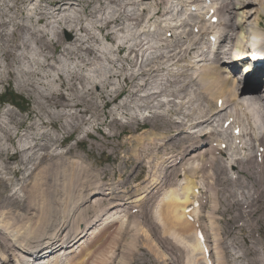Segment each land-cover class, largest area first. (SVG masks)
Here are the masks:
<instances>
[{
    "label": "bare ground",
    "instance_id": "1",
    "mask_svg": "<svg viewBox=\"0 0 264 264\" xmlns=\"http://www.w3.org/2000/svg\"><path fill=\"white\" fill-rule=\"evenodd\" d=\"M10 1L16 4L18 0H10ZM128 1H131L133 4H135V6H140V8L142 9L141 13H137V15L140 14L138 17L132 18L127 12H122V13L118 12V7L120 6L118 0H94L96 13L98 15L102 14L106 24L105 27H108L110 24L117 25L119 20L134 21L137 20V18H139V22H141L139 28L140 30H143L141 31V34L144 41H147V39H145V37L143 36L147 37L148 35H150L151 37H154L156 35H152L151 33L160 34L163 30L165 32L166 28H170L168 31L172 32V36L170 37L172 40H168L166 38H162V39L166 40V43L168 41H175L176 43H178L179 47H176V45L173 44V46L170 48L168 45L163 44L160 46L158 45L159 47L150 46V49L151 48L154 49V54L152 56L155 55L156 49L158 48L159 51H163L166 55H168L170 61H175L177 58H179V55H182L183 60L178 61V64L180 66H177L178 69L181 71H177V68L172 70L173 73L170 74L173 76L171 77V79L168 80L169 82L168 85H173L176 87L175 89L170 88L172 89L171 91L167 89L168 98L166 99L164 98L158 99V96H155L154 92H150L149 90H146L145 92H149V93H146L144 96H140L136 100L149 99L150 102L155 101L152 107L156 109L160 108L163 105H170L171 108L168 107L163 108L161 109L162 110L161 113L155 112L152 115V117L149 118L146 117L142 121V124H140L142 127L144 125H149L152 127V130L149 129L150 133L145 132L146 134L148 133V135H150L151 137V138H147L151 141L150 143L151 148L154 147L157 150L156 152L151 154V158L146 160L149 152V146L147 145L133 149L132 151H130V154H128V156L125 158L126 163L132 164V170L128 172L129 177H138L143 170L147 171V175L145 172H143L139 176L141 177L145 173V176H143L145 178L144 182L141 184L138 183L137 185L134 186V187L143 188V191L142 192L140 191V193L136 194L137 189H135L132 192V189L134 187H128L126 182H123L121 185L120 184L110 185L108 183H105V185L101 189L99 188V183H98L94 189L91 188L92 191H90V194L87 195L79 194L78 200L75 201L76 203H73L71 209H74V207L75 209H79V207L82 206L83 202H85L87 197H89L90 195H92L91 197H93L94 195L102 194V192L104 191H105L104 193L107 195L110 194L113 195L112 198H114L115 200L111 199V201L107 205L110 207L116 205L113 207V209L119 207H122V209H126L127 203L130 204V201L133 204L139 205L142 201H144V197L145 199L160 197L159 199L162 205L160 204L159 205L160 206L164 205L162 210L163 211L162 219H166L167 226H169L173 230H176L177 233H179V235L182 232L185 233L189 232L190 234H192V230L190 228L189 223L184 220L183 209L185 208L187 203H190L187 198H189L190 200L195 199V195H197V191L195 192V195H192V191H194L196 186H199L201 189H204L201 191L202 196L204 195L206 199L203 207L209 204L208 205L209 207L206 206L208 211V213L206 212V214H208V217L211 219L209 222L213 226V228L215 227L214 225L215 221L218 225V218L224 220L227 225L230 224L231 222H237L238 220L239 222L241 221V224L235 228V232L230 234L231 238L230 237L225 238L226 236L223 237L222 232L220 231L218 225L220 236H219V240L217 241L220 242V246L218 251L219 255H218L217 264H240L244 259L243 255L247 256L249 254L245 252L242 253L241 255H237L238 253L237 251L238 249H240V247L241 249H243V247H245V245L249 243V240L254 241V246H255L253 252L254 258L251 259L250 257V260L248 259L247 262H245V264H264V239L262 238V236H260V234L264 236V133H262V130L264 128V95H259L254 93V91L259 88L258 80H250L249 77L246 76L247 73L246 75H242V77H240L237 74L238 71L236 69V61H235L236 59L239 60L242 58H246L248 57L249 54L246 51L248 48L247 45L245 43H242L243 37L245 36H243L244 35L242 34L243 32L241 33L238 32L239 29L242 28L243 24L247 23V17L251 13L250 11L246 10V6L251 4H256L259 2L258 4H260L263 10L264 3L262 2L260 3L259 0H224L225 1L224 4L223 5L221 4L218 9V13L224 18L223 19L219 18L217 24L222 23L224 21L226 23L227 21L226 28H228V31L237 30L235 31L234 35L235 36H237V34L239 35V41L235 43L233 42L234 43L233 47L236 48L237 50L236 54L238 55L235 57H231V56L229 57L232 51L231 48V50L228 51L229 55L227 57L230 59L227 61L224 60L223 64L221 63L222 66L215 65L216 63L218 64V62L216 61H213L210 64H205V65L202 64L198 66L197 63H201L203 59H205L204 54H205V50L208 49V46L202 44L198 36L195 35L191 30V28L197 27L196 21L188 23L185 18L182 19L179 17L180 14L179 12L177 13L175 11L176 13L173 14V18H174L173 20L176 21L175 24L171 26L170 20L164 19L166 16L170 15L169 10L171 9H169V5H168L170 0H148V2L147 0L146 1L128 0ZM183 1L187 3V0H183ZM52 2L54 3V1ZM193 2H195V0ZM193 2L190 3L189 6L195 5ZM53 3H51L52 6ZM212 4L215 3H213L212 1ZM63 5L65 6V3L57 2L54 11L58 13L60 12L64 13L66 11V8L65 9L64 7L61 8V6ZM112 7H116V9L112 10ZM211 7L212 6H210V8ZM128 8L130 9V7ZM133 12H134L133 14L136 13L135 11ZM260 12L261 11L259 9H256L253 12V14L258 16ZM144 18H148L147 22L145 23L143 22ZM40 20L43 19H39V21ZM161 23H163L162 26ZM217 24L215 25L214 29H216ZM59 25H62V30H61L62 33L64 31H69V33L72 31H76V28L71 20H65L61 22ZM189 25L191 27H189ZM258 26H259V21L257 19L255 23L254 32L252 33L255 36V41L258 40L259 44H262V49L264 50V41L262 42L259 41V39H264V36H262V34L258 32L257 30ZM24 28H25L24 26H21L20 30H23ZM205 28L203 23L201 22V26H199L200 31L198 32V34L202 35L204 33ZM27 29H31V28H27ZM176 30H178V32H176ZM225 31L226 32L218 38L219 43L223 47L220 52L222 57L226 55L225 54L226 52L224 51L229 49V48L225 49V47L227 46V42H231L232 40L231 39L232 35L230 36V34H227V29ZM44 33L45 31L32 30L31 37L34 42H37L38 46L49 49L50 44L48 43L46 36H44ZM70 34L72 36V33ZM53 35L56 39L51 40V43H56V44L52 47V51L54 50V53L59 52V55L58 57L51 56L48 62L45 65H42L41 67L54 71L56 73L55 81L58 83L73 84L77 81L83 84L82 93H87L86 86L94 85V82H96V79H94V75L96 71L95 61L97 59V54L100 51L97 49L94 50L93 48L90 47H86V48L79 47L77 45V42L79 41V37L77 33L74 34V39L72 37L70 38V40L72 39L73 42L69 46H67L68 43L66 41H70V40L67 39L63 40L58 30L55 29ZM0 40L4 44V47L0 48V52L4 53L3 55L4 58L9 57L13 49L19 48V39L15 41L7 37L3 39L2 37L0 38ZM62 40L64 44H62ZM104 41L107 42V44L109 43V41L107 40ZM55 46L57 47L55 48ZM162 46H166V48L162 49ZM144 49H146V47ZM72 50L74 51V54L72 53ZM163 52L160 53L161 58L164 57ZM5 54H7L8 56H6ZM82 54L85 55L93 54V57L92 58L83 57ZM175 54H177V56H175ZM67 55H74V57H76L77 55H81V57H79L78 59L82 63L76 65L75 63H73L75 66L72 67L70 65L72 62L64 61L65 57L67 58V60H69V56ZM153 58L155 61L153 63L154 65L156 64V58L155 57ZM109 62L111 63V61ZM161 67L163 66L162 65L151 66V67L149 66L145 68L144 71H142V75L144 76L152 75L156 73L158 69H161ZM261 70H264V65L262 66ZM162 72L164 73L161 74H167L164 77L169 76L168 69L167 72L164 71V69ZM185 72L188 73L186 77H185L186 75ZM178 73L179 74L184 73L183 76L180 77V79L184 80L186 83L183 86L181 85V83L178 84L180 86L175 85L177 82H179V78L174 77L175 74ZM251 73H253V71ZM120 75L122 74L120 73ZM122 77L126 79V78H132L133 76L123 75ZM253 77L255 76L253 75ZM42 78L43 77H40L39 84L41 85L38 87V89L33 88L32 90L33 93L36 94L37 96L35 102L37 103L39 108L44 109V112L41 114V119L42 121L45 122H42V124L55 126L58 123V121L61 120L62 122L61 126L65 131L68 129V127L73 129L74 126L72 124L74 123L73 121L74 113L69 111L65 107L70 106L72 108H78L79 106H81L82 101L79 100L76 102H72L66 99L61 91H59L57 88L56 89L53 88V83L50 82L43 83ZM20 80H21L20 78H17L18 83L19 82L24 83L25 81H27L28 84L31 85L32 82L31 79L29 78H27L26 80H21V81ZM248 80H250V82H248ZM189 81H191L190 82L191 85L187 83ZM237 82L240 84L245 83V85H243V88H241L240 85H237ZM114 86L119 90L120 85L118 83L114 84ZM21 87H23L22 84ZM23 89H26L28 91V89L26 88V84H25V88ZM23 89L22 90L20 89V91H25ZM138 89L142 90V86H140ZM185 89L187 90L184 91ZM156 90H160V88ZM189 90L191 92L193 91V94H189V95L194 96L196 104L195 105L188 104L189 106L187 105L188 107L184 108L183 106L184 103L182 104L181 100L183 99V101H185L183 95H186V93H188ZM176 91L177 92L184 91V93L182 96H180L177 95ZM44 93L46 94L43 95ZM76 93L78 92L75 90L71 91V89H68V96ZM120 93L121 91L119 90L118 96L120 95ZM162 94H164V92ZM120 97H122V94ZM171 98L175 100L173 101V99ZM194 98L192 99L190 96L189 99L190 101H192L194 100ZM161 99L165 101H162ZM177 99H181L180 100L181 102L178 103L176 101ZM212 99H214L213 102ZM220 100H221V105L219 103ZM85 104L89 105L90 102L86 101ZM16 112H18V110H16ZM150 113L151 110L147 108L143 110L144 115H150ZM27 117H28V113H27ZM21 118L19 117L18 119ZM80 118L83 119L82 117ZM225 121L228 122V125L233 126L232 130L239 128L240 130L239 135L231 136V140L228 139L225 140L224 137L220 138L221 140L223 139V141H220L219 139H211L215 134L220 135L219 133L223 131L222 125ZM220 125L221 127L219 128ZM128 126L131 130L134 129V122L132 121V119L130 120V122H128ZM30 127L31 125L26 130H23L21 128L22 129L21 133H23V131L24 133L20 136V138L24 137V139H28L29 138L28 134H30V132H32V134L34 133L40 142V144L37 147L40 149V154L37 156L35 155L34 156L35 160H32L31 156H33L37 151L35 153L33 151L34 153L33 154L30 153L32 151H30V149L28 148H23L24 150H21L18 144H16L17 146L15 145L16 147L19 148L18 150L16 149L17 151H15V153L22 154L23 151H26V154H29L30 156L29 163L34 165V170L30 173L33 178L36 179H44L49 177L55 178L57 177V173L59 171H61L63 174L64 172H67L64 170L65 167L60 168V166L57 165V168L52 170L48 167H45L44 165H41V162H50L60 158H63L65 160V164L68 165H70V163L71 164L75 163L76 161H79L80 163L84 162L81 158L77 156L66 157L62 154H59L57 157H53L52 155H50L49 152L51 149V144H50L51 138H48V136L45 135H43L44 138H42L41 129H39L38 127L30 129ZM200 128L202 129L200 130ZM19 130L20 128L17 130V132ZM144 130L146 129L144 128ZM25 131L28 132L27 136ZM142 131L143 129L139 132L140 133L139 136L136 135L137 138L141 137ZM47 132L50 131L47 130ZM87 132L89 133V131ZM121 133L122 132L120 133L116 132V135L118 136ZM136 134H138L137 131ZM224 134H228V132L224 130ZM45 138H47V141L43 142ZM67 139L69 138L63 139L64 141L61 140L62 145L60 144L58 148L64 146L67 149L66 150L64 149L63 151L60 150L61 152H65V151L74 152L73 151L74 144H68L67 141L69 140ZM75 140L73 139L74 142H78L77 138ZM236 141H238V143H236ZM209 142L210 143L218 142V143L216 147L208 144L205 145L204 148H201L202 144ZM223 143L224 144L226 143V147L224 150L221 149V144ZM68 146H72V147L68 148ZM53 148L57 150L55 146ZM189 149L194 150V152L196 153L190 156V153L186 152ZM115 150L116 149H111L109 153L110 154L116 153ZM99 151L101 150H97L96 152L100 153ZM158 152L161 154V156H157L159 155ZM184 152H186L185 155H183ZM81 153L83 154V152ZM152 158H155L159 162V165H156V163L152 160ZM117 159L119 158H116L115 160ZM122 162H123V158L119 163L120 164L119 169L121 167H125V171L130 170V168L127 169L128 165L126 166ZM91 172L92 171H86V170H81L77 173H75V171L74 172L69 171L68 174L72 177L73 175L98 177L104 171L100 173L99 172L91 173ZM112 172L113 171L111 170V173ZM169 174H170V178H167ZM118 176H120V173L118 174ZM139 177L132 180L133 181L137 180L139 179ZM1 178L2 177H0V186L2 185V183H5V181H3V179ZM103 178L106 177L103 175L97 181H101ZM236 178L237 181L241 179L242 183L241 182L240 184L237 183L238 184L237 185ZM121 179L125 180V176H123ZM129 181L130 183L133 182L131 180H127V182ZM180 181L181 182L185 181V182L182 185L179 184ZM49 182L51 181H48L47 183ZM151 184L152 186H150ZM227 185H232V192L234 191L235 195H237V198L230 197L228 199V202L226 203L227 208L232 209L235 212L234 213L235 218L233 219H228V215H227L228 213L222 212L223 207L220 208L222 205L220 204V207L219 206L216 207L215 204L219 205V203L216 200L214 202L211 199L212 196L213 197L220 195L222 196V194L225 192L224 191L225 189L229 191L228 190L229 188L228 189L226 188ZM249 185L251 187L250 190L248 189ZM163 186L164 188H162ZM237 186L238 188L236 189L235 187ZM120 187H122L121 188L122 190L120 189ZM123 188H127V192H125ZM242 188L247 190L248 196H246L245 198H242V196L244 195L240 197V192H241L240 189ZM11 189H12L11 191H13L14 193L16 192V194H19L20 198L25 197V192L21 191L20 185L19 186H17V184L12 185ZM116 191L125 192L124 197H122L121 194L119 197L118 194L115 193ZM79 192L81 193V191ZM3 193H1V188H0V195L2 196V197L0 196V264H21V259L25 261L24 260L25 257L23 256L24 257L23 258L21 254H18L20 256L19 258V256L15 251L17 250L15 246H17L21 250L23 249L25 250V245H31V246H37L43 244L46 245L53 242L54 239L57 238L58 236H63L64 234L67 235L69 233L75 235V236H71L73 239L78 238V240L82 241L80 245H82L83 250L82 251L80 250L81 252L76 259H74L73 256H69L68 258L69 260L67 262L64 261V263L62 264H69V262H72L71 264H82L81 262L84 260V257H86L87 254H89L91 250L95 247L96 244L94 243L101 238V235L105 230L110 228L107 227V225L106 226L103 225L105 226L104 230H101L102 228H100L99 231L97 232L96 228L92 230V226L86 223L85 225H82L81 227L78 226L76 227L75 230H72L74 226L77 225L75 221L77 217H74L73 218L74 220L72 222L73 225L68 224L71 222L70 220L59 219L58 222L59 226L55 229L53 227L54 230L52 232L50 233L44 232L43 230H41L43 231L41 232L38 229H36L38 227L31 225L33 224L34 220L32 221L30 218H29L30 221H32L31 224H29L27 221L25 222V224L23 222L21 223L17 222L20 218H22L21 214L19 213L17 214V209L23 206L25 207V210L27 212V210L30 208L29 204L31 205V196L29 195L26 198L27 205L24 203L17 207L16 206L17 198L14 196L13 198H11L10 196H8L7 199L5 200L3 199ZM129 193L133 195L129 196ZM4 195H6V193ZM232 195L233 193L231 194V196ZM69 197H71L70 194ZM124 198L126 199V201H123ZM245 199L247 201H244ZM223 202H225V200ZM5 203L7 204V206L4 205ZM120 204H122V206H119ZM226 204H224V206ZM41 209L42 208H40L39 210ZM41 211L42 214L49 213V210L47 208L44 210L42 209ZM214 211H216L215 214H213ZM85 212H87V209L84 210V213ZM75 213L77 214V216H81V213L79 211H76ZM115 213L117 212L115 211ZM115 213L107 216L105 220L116 217ZM197 213L199 214V211H197ZM218 213L221 216L217 217ZM67 214L68 217L71 215L70 212H68ZM15 215H17V217H15ZM38 215H36V217ZM46 217L48 218V216H45V219H47ZM249 217L251 218V220L248 223H244L249 219ZM111 220L115 221V219H111ZM35 221H38L37 218L35 219ZM44 223L46 224V221H42V220L40 221V224H44ZM55 223L57 224V222ZM68 225L70 227H68ZM167 226L165 225L166 228H164V231L168 234L170 231L168 230ZM51 227H48L47 224V227L45 228H48L50 230ZM241 229H245L250 237L242 233ZM45 230L47 231V229ZM114 232L116 231L113 230L111 233H109L106 236L104 241L93 251L92 254H90L88 259L83 264H88L90 260H92L95 257L99 249L105 244L106 241H108L109 237ZM79 235H84V236H81V238H79L80 237ZM233 237H235L236 239H234ZM86 242L87 244L85 245ZM235 242L238 246L233 245V243ZM107 244H106L107 246L105 245L106 247L109 246V242ZM114 245H116V243H114ZM236 247H238L237 250H235ZM185 248L188 255L191 254V256L194 253L198 252L199 250L197 244H195L194 242L191 243L189 241L185 243ZM224 248L226 249V253L221 254L222 249ZM85 251L86 254L82 255V253H84ZM196 254H195V258H196ZM191 256L189 257V263L194 264L195 258ZM100 264H103V262H101Z\"/></svg>",
    "mask_w": 264,
    "mask_h": 264
},
{
    "label": "rangeland",
    "instance_id": "2",
    "mask_svg": "<svg viewBox=\"0 0 264 264\" xmlns=\"http://www.w3.org/2000/svg\"><path fill=\"white\" fill-rule=\"evenodd\" d=\"M18 1L16 4H14L10 0H0V38L3 37V39H5L7 37L15 41L19 39V48L13 49L9 57L4 58L3 56L4 53L0 52V97L1 95H3V93L6 90L8 92L13 91L17 96H19V99H16V101L9 99L10 102H7L8 108H6V104L3 103V107H5L6 110L0 111V149H1L0 177H2L1 179L5 181V183H2L0 188H1V193L5 191L3 193V199L6 200L8 196H10L11 198H13L14 196L17 198L16 199L17 207L24 203L27 205L26 198L27 196L30 195L31 205L29 204L30 208L27 210L28 213L26 212L25 207L23 206L17 209V214L19 213L22 215V218H20L17 222L19 223L23 222L25 224V222L27 221L29 224H31L32 221L34 220L33 224L31 225L38 227L35 228L38 229L39 231L43 230L44 232L50 233L59 226L58 223L59 219L72 220L70 223H68L69 225L72 224L74 220L73 214L70 213L71 215L68 217L67 213L69 211L71 212L75 210V207L74 209H71L73 203H76L75 201L78 200L79 194L87 195L88 192L92 191V189H94L98 183L101 185L110 181L113 184L117 183L118 185L119 184L121 185L123 182H126L128 187H134L138 183L141 184L144 182L145 178L143 176H145V173L147 175V171L143 170L140 173V175L143 172H145L144 175L141 177H139L140 176L139 175L138 176L139 179L133 181L132 179H136L138 177L128 176V172L132 170V164L126 163L125 158L128 156V154H130V151L144 145L149 146V152L146 160L151 158V154L157 151L154 147L151 148V144H150L151 141L147 139V138H151L150 135H148V133H150L149 131L152 130V127L149 125H144L142 127L140 124H142V121L146 117L147 118L152 117V115L155 112L161 113L162 112L161 109L166 107L171 108V106L163 105L160 108L156 109L152 107L155 101L150 102L149 99H140V100H136V99H138L140 96H144L146 93H149V92H145L146 90H149L150 92H154L155 93L154 95L158 96V99L168 98L167 91L168 90L171 91L176 87L173 85H168L169 84L168 80L171 79V77L173 76L170 73H173L172 70H174L175 68H177V71H181L178 69L177 66H180L178 64V61L183 60V57L182 55H179V58H177L175 61H170L168 55H166L163 51H159L158 48L156 49L155 55L152 56L154 54V49L153 48L150 49V46L155 47L158 45L160 46L165 44L171 48L173 44H175L176 47H179L178 43H176L175 41H168L166 43V40L162 39L165 38L164 30L160 34L151 33L152 35H156L154 37H151L150 35H148L149 37L143 36L145 37V39H147V41H144L141 34V31L143 30H140L139 28V25L141 24V22H139V18H137V20L134 21L119 20L117 25L110 24L108 27H105L106 24L102 14L98 15L96 13L94 0H21L20 2ZM52 1H54V3ZM259 1L260 3L261 2L264 3V0H259ZM57 2L65 3V6L64 5L61 6V8L63 7L64 9L66 8V11L64 13L62 12L58 13L54 11ZM118 2L120 3V6L118 7V12L120 13L127 12L132 18H136L140 15V14L137 15V13H141L142 9L140 8V6H135V4H133L131 1L128 0H118ZM51 3H53V6L51 5ZM258 3L246 6V10L250 11L251 13L247 17V23L243 24L242 28L239 29L238 31L239 33L243 32L242 34H244L243 36H245L243 37L242 42L250 40V38L255 37L252 32H254L255 23L257 19L259 21V26L257 30L262 34V36H264V8L262 10V7ZM128 7H130V9ZM115 9L116 7H112V10ZM256 9H259L261 11L258 14V16L253 14V12ZM133 11H135L136 13L133 14L134 13ZM183 14H184L183 18L188 16L185 11H181L179 16L182 17L181 15ZM38 18L43 20L39 21ZM65 20H71L76 28V31L70 32L72 33V36H70L71 34L69 33V31L68 32L65 31L63 33L61 32L62 25L59 24ZM147 20L148 18H144L143 22L145 23L147 22ZM194 20L196 21L197 18H195ZM21 26H24L25 28L23 30H20ZM26 27L31 29H27ZM55 29L60 32V35L63 40L70 39L67 37V35H69V37H72L74 39V34L77 33L79 37V41L77 42V45L79 47H83V48L90 47L93 48L94 50L97 49L100 51L97 54V59L95 61L96 71H95L94 79H96V82H94V85L86 86L87 93H82L83 84L77 81L73 84L58 83L55 81L56 73L54 71L41 67L42 65H45L48 62L51 56L58 57L59 55V52L54 53V50L52 51V47L56 44V43H51V40L56 39L53 35ZM226 29H227V34H230V36L232 35L231 37L232 43L227 42V46L225 47V49L227 48L229 49L224 51L226 52L225 53L226 55L216 59L215 61L218 62V64L215 62L216 63L215 65L222 66L224 60L227 61L230 59L227 57L229 55L228 51H230L231 48L233 49L231 53L232 52L236 53V48L233 46L235 42L239 41V35L238 34L237 36L234 35L235 31L237 30L228 31V28H225L224 33L226 32L225 31ZM32 30L45 31L44 36H46L47 41L50 44L49 49L38 46L37 42H34L32 40L31 37ZM103 39L109 41V43L107 44V42H105ZM166 39L172 40L171 38L170 39L166 38ZM63 40H62V44H64ZM259 40L264 41V39H259ZM66 42L68 43L67 46H69L71 45L73 40L71 39L70 41H66ZM0 45H1L0 48L4 47V44L2 43L1 40H0ZM56 47L57 46H55V48ZM145 47L146 49H144ZM165 48L166 46H162V49ZM161 52H163V56H164L163 58L160 57ZM72 53L74 54L73 50ZM5 55L8 56L7 54ZM67 56H69V60H67V58L65 57L64 61L72 62L71 64L69 63L72 67H74L76 64L82 63L78 59L79 57H81V55H77L76 57H74V55H67ZM82 56L87 58H92L93 54L91 55L82 54ZM175 56H177V54H175ZM153 57L156 58V64L154 65L153 63L155 61ZM109 61H111V63ZM73 63H75V65ZM157 65H162L163 67H161V69H158V71L152 75L149 76L142 75V71H144L145 68L149 66L151 67ZM163 69L166 72L168 69L169 72L168 77H164L167 74H161L164 73L162 72ZM120 73L122 75H120ZM183 74H179V73L175 74L174 77L179 78V82H177L175 85L180 86L178 84L181 83V85L183 86L186 84L184 80L180 79V77L183 76ZM185 74L186 77L188 73L185 72ZM123 75H128V76L130 75L133 77L124 79L122 77ZM40 77H43L42 78L43 83H47V82L53 83V88L54 89L57 88L59 91H61L66 99L72 102H76L79 100L82 101L81 106H79L78 108H72L70 106L65 107L66 109L74 113L73 114L74 123L72 124L74 126L73 129L68 127V129L65 131L61 126L62 123L61 120H59L55 126L42 124V122H45L42 121L41 119V114L44 112V109L39 108V106L35 102L37 96L32 91L33 88L38 89V87L41 85L39 84ZM17 78H20L21 80H26L27 78H29L32 81L31 85H29L27 81H25L24 83H20V82L18 83ZM190 82L191 81L187 83L191 85ZM117 83L120 85L119 90L121 91L119 96H118L119 90L114 86V84ZM21 84L23 87H21ZM25 84L28 91L26 89H23L25 88ZM163 85L167 88H165ZM237 85H240V87L243 88V85H245V83L240 84L237 82ZM140 86H142V90L138 89ZM158 88H160V90L163 91L156 90ZM20 89L21 90L23 89L25 91H20ZM68 89H71V91L75 90L78 93L71 94L70 96H68ZM186 90L187 89H185L184 91ZM184 91L183 92L176 91V93L177 95L182 96ZM163 92L164 94H162ZM254 93L259 95H264V90L259 86V88L256 89ZM45 94L46 93H44L43 95ZM121 94L122 97H120ZM189 94H193V91L191 92L189 90L188 93H186V95H183L185 101H183V99L176 100L178 103L182 101V104L184 103L183 104L184 108L188 107L189 106L188 104H192V105L196 104L194 96ZM190 96L192 99L194 98V100L191 99L192 101H190L189 99ZM174 100L175 99H173V101ZM12 101L17 105V107L14 108V105H11ZM86 101L90 102V104L86 105L85 104ZM213 101L214 99H212V102ZM21 108L22 109L25 108V109L21 112L19 111L16 112L15 109L21 110ZM145 108L151 110L150 115L143 114V110ZM27 113H28V117H27ZM18 116L22 118L18 119L19 118ZM80 117H82L83 119H81ZM131 119L134 122L133 130H131L128 126V122H130ZM30 125H31L30 129L38 127L39 129L42 130V138H44L43 135L48 136V138H51V143H50L51 149L49 151L50 155H52L53 157H57L59 154H62L66 157L77 156L81 158L84 162L80 163L79 161H76L75 163L72 164L70 163L71 166L65 164V160L63 158L55 159L50 162H41V165H44L45 167H48L52 170L56 169L57 165H59L60 168L65 167L64 170L67 172H64L63 174L61 171H59L57 173V177L55 178L53 177L44 178V179L33 178L30 173L34 170V165L29 163V159H30L29 154H26V151H23L22 154L15 153V151L19 149L18 147H16L17 146L16 144L20 146L21 150H24L23 147L20 145L19 141H23V144H25V141L28 142L29 140H31V143L26 145V147H24L28 149L30 148V151H32L30 153H33V151L35 153L37 151L35 154L33 153L34 155L31 156V159L35 160L34 156L40 154V149L37 148L40 142L39 139L36 137V135L34 136L32 135V132H30V134H28L29 135L28 139H24V137L20 138V136L24 133V131L23 133H19L21 128L23 130H26L29 128ZM19 128L20 130L17 132ZM144 128L146 130H144ZM202 128H200V130ZM142 129L143 131L141 132V137L137 138L136 135L139 136L140 134L139 132ZM47 130H49L50 132H47ZM87 131H89V133ZM119 131L122 133L117 136L116 132L120 133ZM136 131L138 132V134H136ZM25 132L27 136L28 132L27 131ZM145 132L148 133L146 134ZM222 137H224L225 140L227 139L231 140V136L229 133L224 135L222 133L220 135H216L215 139L218 138L220 139ZM65 138H69L67 139L69 140L67 141L68 144H74L73 145L74 152H69V151L61 152L64 149L65 150L67 149L64 146L58 148L60 144L62 145L61 140ZM76 138L78 139L77 140L78 142L73 141V139L75 140ZM45 141H47V138H45L43 142ZM54 146L57 148V150L53 148ZM70 147L72 146H68V148ZM111 149H116L115 150L116 153L110 154L109 152L111 151ZM97 150H101L99 151L100 153H97L96 152ZM80 151L83 152V154ZM158 154L159 155L157 156H161L159 152ZM116 158L119 159L115 160ZM122 158H123L122 163H124V165L126 166L128 165L129 167L127 166V169L130 168V170L125 171V167H121L119 169L120 166L119 163ZM152 160L156 163V165H159V162L155 158H152ZM81 170L92 171L91 173L93 172L100 173L102 171L104 172L100 174L98 177L83 176V175H79V176L73 175L72 177L68 174L69 171L72 172L75 171V173H77ZM111 170L113 171L112 173ZM119 173L120 176H118ZM103 175L106 178H103L101 181H97ZM123 176H125V180L121 179ZM167 178H170V174ZM127 180H131L133 182L130 183V181L127 182ZM48 181L51 182L47 183ZM238 181L236 182V184L237 183L240 184L241 179H239ZM16 184L17 186L19 185L21 186L22 192L23 191L25 192L24 198H20L19 194H16V192L14 193L13 191H11L12 190L11 186ZM150 186H152V184ZM226 188L227 189L229 188L228 189L229 191L225 189L224 190L225 192L222 194V196L220 195L221 197L216 196L217 197L216 198L212 196L211 199L214 202L216 200L219 203V205L215 204L216 207L217 206L220 207V204L222 205L220 208L223 207L222 212L228 213L227 214L228 219H233L235 218L234 215L235 212L234 210L227 208L226 203L228 202V199L230 197L237 198V195H235L234 191L232 192V185H227ZM235 188L237 189L238 186ZM250 188L251 187L249 185L248 189L250 190ZM135 189H137L136 193H140V191L141 192L143 191V188L134 187L132 189V192ZM240 190H241L240 197L242 195H244L242 196V198L248 196L246 189L242 188ZM79 191H81V193ZM230 191L231 194L233 193L232 196L230 194ZM5 193L6 195H4ZM69 194L71 197H69ZM224 196L226 197L229 196V197L226 198ZM94 199H99V201L103 202V200H100L103 199V196L97 195L94 197ZM89 200L85 201L83 205L80 207L84 208L85 206L89 205ZM157 200L158 199L156 198H151L147 202H143L138 208H135L137 210L135 214L131 216L128 215V217L126 218L125 217L121 218L119 223L116 225L114 229L116 232H114L109 237L108 241L105 242V244L99 249L95 257L92 260H90L88 264H100L101 262H103V264H190L189 257L191 256V254L188 255L185 248V243L187 241L191 243L192 242L195 243L193 235L190 234L189 232L188 233L182 232L181 233L182 235L181 234L179 235V233H177L176 230H173L169 226H167L166 219H162V213H163L162 210L164 205L160 206L161 204L159 205ZM224 200L225 202H223ZM155 201H157L156 204ZM244 201L247 200L245 199ZM224 204L226 205L224 206ZM4 205L7 206L6 203ZM67 205L70 207H68ZM208 205L206 206L209 207ZM145 206L147 209L145 208ZM206 206L201 207L199 214L196 215L198 217L199 223L202 225L205 231L207 241H209L211 245L214 247L215 262L217 264V256L219 255L218 251L220 246V242L217 241L219 240V236H220L219 228L220 231L222 232V236L223 237L226 236L225 238H229L230 234L235 232V228L241 224V221L239 222L238 220L237 222L239 223L231 222L230 224L227 225L224 220L218 218L219 228L216 221L214 222L215 227L213 228V226L209 222L211 219L208 217V214H206V212L208 213ZM40 208H42L43 210L47 208L49 210V213L42 214L41 211L42 209L39 210ZM89 210H92V206H89ZM215 213L216 211H214L213 214ZM36 215L38 216L36 217ZM45 216H48V218L46 217L47 219H45ZM219 216L221 215L218 213L217 217ZM15 217H17V215H15ZM29 218L32 221H30ZM36 218L38 221H35ZM41 220L46 221V224L45 223L40 224ZM250 220L251 218L249 217V219L244 223H248ZM55 222H57V224ZM47 224L48 227L52 226L51 227L52 230L45 228L47 227ZM69 225L68 227H70ZM165 225L168 227V230L170 231L168 234L164 231V228H166ZM76 227L77 225L74 226L72 230H75ZM45 229H47V231ZM241 232L246 234L248 237H250L245 229H241ZM260 236H262V238L264 239L263 235L260 234ZM214 238H216V241ZM233 238L236 239L235 237ZM108 242H109V246L106 247L108 245L107 244ZM114 243H116V245H114ZM248 244L252 247H250ZM248 244H246L245 247L242 246L243 249H241V247L240 249H238V247H236L235 249V250L238 249L237 255H241L242 253L245 252L249 254L247 256L243 255L244 259L240 264H245V262H247L248 259L250 260V257L251 259L254 258L253 256V252L255 248L254 241L249 240ZM216 245L218 246L217 250L215 249ZM233 245L238 246L236 242L233 243ZM225 248L222 249L221 254L226 253ZM196 253H194L191 256L195 258V254H196L194 264H202L200 253L199 252Z\"/></svg>",
    "mask_w": 264,
    "mask_h": 264
},
{
    "label": "water",
    "instance_id": "3",
    "mask_svg": "<svg viewBox=\"0 0 264 264\" xmlns=\"http://www.w3.org/2000/svg\"><path fill=\"white\" fill-rule=\"evenodd\" d=\"M68 38H70V37L68 36Z\"/></svg>",
    "mask_w": 264,
    "mask_h": 264
}]
</instances>
